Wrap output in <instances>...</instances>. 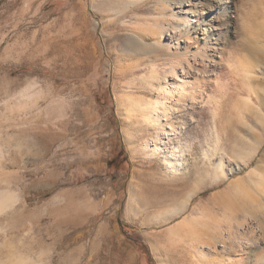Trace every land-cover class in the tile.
<instances>
[{"label": "rangeland", "instance_id": "1", "mask_svg": "<svg viewBox=\"0 0 264 264\" xmlns=\"http://www.w3.org/2000/svg\"><path fill=\"white\" fill-rule=\"evenodd\" d=\"M102 1L0 0V182L21 199L0 216L2 261L13 247L36 264H209L203 240L219 227L250 244L215 256L256 264L264 193L250 177H264L263 85L250 95L226 80L219 139L195 103L184 143L151 155L142 141L154 137L127 97L149 95L136 78L162 58L152 27L179 20L175 0ZM241 35L229 32L230 45ZM199 211L200 226L190 221Z\"/></svg>", "mask_w": 264, "mask_h": 264}, {"label": "bare ground", "instance_id": "2", "mask_svg": "<svg viewBox=\"0 0 264 264\" xmlns=\"http://www.w3.org/2000/svg\"><path fill=\"white\" fill-rule=\"evenodd\" d=\"M105 2L108 3V0L103 3ZM174 2L179 20L159 23L160 19L157 20V18L156 20L159 23L157 26L152 27V24H149L152 29L156 27L155 29L158 30L157 32L154 29L157 32V38H160V40H157L155 36L156 39L153 42L157 40L159 49H162V58L161 60L156 59L160 62L153 59L154 62L150 64L149 61V65H147L149 68L146 71H142L143 73H140V76L138 75L139 77L136 79L139 80L137 83L142 84L151 96L143 94L137 97L133 96L135 94H132V92H129L132 96L129 95L127 97L128 110L131 113H138L137 115L144 123V129L154 137L152 139L148 134H145L142 141L144 147L149 148L151 151V155L158 151L165 152L161 143H184L181 139H179L180 141L178 140V134L185 128L186 122L182 121L184 118L188 117V120L192 122L197 119L194 118V114L190 111L195 103H200L208 108L210 121L209 125H207L210 134L213 136L214 141L219 139L216 123L223 98L229 89L227 88L228 80L240 84L239 86L242 88L237 87L250 95L258 94L255 82H257V85L260 83L264 87V49H261V45L258 44L260 40H255L257 38L260 39L264 34V0H175ZM147 21H151V19ZM144 29L147 31L148 28L144 27ZM154 30L150 29L149 32ZM236 31L241 32V38L236 45H230L229 32ZM164 36L165 38H163ZM263 41L264 38L261 42L263 43ZM222 74H226L227 79L224 78L225 81L221 77ZM130 81L132 84L136 82L135 80ZM206 81H211L215 84V95L210 94L208 89L206 90ZM132 84H129V87ZM23 91L21 100L28 104L31 98L30 90L25 88ZM175 115L181 117L177 119L178 122L180 121L179 128L174 125L176 120L174 121L173 118ZM126 135L128 136L127 138H130L128 134ZM150 143L156 144L151 147ZM173 150L178 153L181 151L178 146H174ZM169 157H171V153ZM166 161L172 164L169 158ZM250 178L264 193L263 175L261 176L260 174L258 177L253 178L252 176ZM6 182L10 183L8 180ZM2 184L5 187H2ZM2 184L0 182V216L15 209L16 203L21 200L19 194L11 189V183L9 186ZM60 200V198L54 197L52 202H59ZM204 217L203 212L199 211V213L196 212L190 221L195 222L194 225L203 224L202 219ZM229 227H231L230 224ZM216 228L218 229L213 230L211 234H206V238L202 239L203 241L206 240L205 244L210 250L209 253L207 252L208 255H214L207 259V263L224 264L225 260L217 258L215 254H228L229 251L235 248H244L250 241L244 243L242 240H238L241 242L237 241L236 243L229 237V233L226 232V234L224 230H219V227ZM5 231L0 225V232ZM230 232L232 233V231ZM193 241L195 240L193 239ZM197 246L199 247L198 244ZM10 248L11 251L8 252L5 260L3 259L4 261L0 257V263L4 262L6 264L7 261V264H36L30 255H17L14 253V248ZM262 249H264V245ZM202 254L199 255L205 256V252ZM255 260L256 264H264V256H259Z\"/></svg>", "mask_w": 264, "mask_h": 264}, {"label": "crops", "instance_id": "3", "mask_svg": "<svg viewBox=\"0 0 264 264\" xmlns=\"http://www.w3.org/2000/svg\"><path fill=\"white\" fill-rule=\"evenodd\" d=\"M161 145H163V143H161ZM173 148H174V146H173ZM178 149H179V147H178ZM164 151H165V149H164ZM158 152H160V151H158ZM161 152L164 153L163 151H161ZM173 152H175V151L172 150V153H173ZM166 155L169 157V156H170V153H167Z\"/></svg>", "mask_w": 264, "mask_h": 264}]
</instances>
